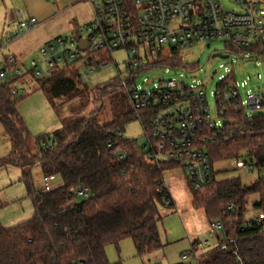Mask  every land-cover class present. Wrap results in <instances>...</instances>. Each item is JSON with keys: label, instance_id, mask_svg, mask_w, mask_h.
Returning <instances> with one entry per match:
<instances>
[{"label": "trees", "instance_id": "obj_1", "mask_svg": "<svg viewBox=\"0 0 264 264\" xmlns=\"http://www.w3.org/2000/svg\"><path fill=\"white\" fill-rule=\"evenodd\" d=\"M263 47L264 44L257 45L264 56ZM96 56L102 64L113 62L109 55ZM76 63L59 68L49 79H37L52 105L55 98L86 88L83 76L72 68ZM159 65L188 70L180 57L161 61ZM85 66L93 65L85 63ZM18 81L0 83V124L11 142V153L0 161V168L11 166L22 170V181L35 213L11 229L0 222V264H111L106 248L110 245L119 248L126 239L133 240L139 256L162 248L158 224L165 205L157 182L165 172L178 166L152 163L142 146L124 138L126 126L137 120V113L132 108L123 110L102 123L101 104L89 115L40 136L35 141L38 151L31 154V134L17 108L25 96L12 94ZM119 88L122 89L118 80L98 87L93 90L95 101L102 103ZM139 115L150 133L148 115L144 112ZM227 118L233 124L227 123L224 134L208 146L211 162L214 165L247 155L256 163L258 177L252 185L245 186L239 178L218 180L214 170L207 186L200 191L192 190V204L204 210L210 224L216 221L223 224L226 237L236 239L231 248L238 250L244 264H264V174L261 173L264 115L252 117V125L240 122V115L234 111ZM49 141L51 149L47 147ZM37 165L44 177L58 179L61 186L48 193L35 190L30 180ZM85 189L91 194L88 199L78 196ZM253 195L259 196L255 208L263 220L245 219L246 206ZM173 206L174 203L170 207ZM199 264L239 263L233 254L214 247L200 256Z\"/></svg>", "mask_w": 264, "mask_h": 264}, {"label": "built area", "instance_id": "obj_2", "mask_svg": "<svg viewBox=\"0 0 264 264\" xmlns=\"http://www.w3.org/2000/svg\"><path fill=\"white\" fill-rule=\"evenodd\" d=\"M89 3L94 20L76 29L71 35L58 37L39 50V59L30 63L31 76L38 80L49 79L59 68L87 59L89 72L83 80L89 81L94 69H104L97 54L111 56L116 51L127 55L126 76L119 79L128 96L131 108L144 131L142 151L152 163H171L183 168L193 191H200L212 180L214 165L208 146L223 135L229 112L240 115V122L253 123V115L264 110V94L255 93L243 102L239 85L227 70L219 78L215 93V113L212 114L204 82L188 84L186 80L171 79L154 83L151 90L138 84L141 74L166 68L161 61L180 57L198 44L221 41L224 47L239 56H247L254 45L264 44V0H229L236 10H226L221 0H79ZM16 30L7 34L6 42L13 43L36 30L40 23L26 12H14ZM86 43V47L82 46ZM254 44V45H253ZM3 45L0 44V52ZM264 52V47L261 49ZM113 59V57H112ZM114 61V60H113ZM27 69L14 55L0 61V83L27 75ZM149 81L146 80V84ZM243 85H246L244 83ZM26 89L12 88L19 97ZM148 115L146 128L139 113ZM253 114V115H252ZM250 120V121H248ZM49 149L52 143H47ZM124 158V156H121ZM236 161V169L257 171L251 158ZM264 174V168L262 172ZM165 206H171L172 197L164 176L157 182ZM61 186V181L44 177L42 192H51ZM90 192L80 190L78 196L88 199ZM210 238L217 242L220 251L233 254L239 264H244L238 250L232 245L236 239L227 238L223 224L216 221ZM182 264H199L197 252L182 256Z\"/></svg>", "mask_w": 264, "mask_h": 264}, {"label": "rangeland", "instance_id": "obj_3", "mask_svg": "<svg viewBox=\"0 0 264 264\" xmlns=\"http://www.w3.org/2000/svg\"><path fill=\"white\" fill-rule=\"evenodd\" d=\"M226 10H236L237 7L229 0H221ZM68 0H0V29L4 28L5 20L15 11L21 10L34 17L40 26L16 41L14 46L22 44L24 52V64L27 75L13 86L17 89H26L25 96L17 105L21 117L26 122L31 138V154H36L38 146L35 143L42 135L52 134L62 126L69 125L81 117L89 115L96 108L103 106L101 122L111 120L114 114L131 109L129 99L122 89H117L102 103L95 101L93 90L119 81L126 76L127 55L122 51L113 53V62L104 69H94L89 75V81L85 82L86 88H79L78 92L62 98H55L53 105L41 90L37 79L31 76L30 63L38 60L39 50L48 39L57 36H68L79 27L94 20L91 5L85 1L76 0L73 7H69ZM13 24L7 31L9 34L16 30ZM7 36V35H6ZM2 31H0V40ZM254 45V44H253ZM13 46V47H14ZM243 57L229 53L221 41L206 42L196 45L191 51L181 54L184 67L157 68L140 75L138 84L146 90H151L154 83L171 79L186 80L188 84L204 82L206 85L207 99L211 112H215V93L219 84V78L226 75L227 70L233 74L239 85V91L243 102L255 93L264 94V56L260 54L257 45ZM6 49L0 52L7 54ZM215 53L229 56L228 59H213ZM87 59H83L72 66L75 73L83 76L89 72L85 66ZM71 74L68 73V75ZM149 81V85L146 84ZM246 83V85H243ZM253 115V114H252ZM264 115V110L253 117ZM124 138L136 141L140 146L145 143L144 131L138 120L130 122L124 132ZM11 153L10 137L0 124V161ZM242 161H249L247 155L241 157ZM217 179L239 178L245 186L252 185L258 177L257 171L247 173L246 169H236L235 160L219 161L214 164ZM22 170L16 167L0 168V222L6 229H11L34 216V205L27 196L28 191L22 181ZM164 179L178 193V207L163 206L161 208L162 219L158 224L162 248L143 256L136 252L132 239L122 241L119 248L110 245L106 248V254L111 264H182V256L197 252L199 256L204 254L211 246H217V242L210 238L212 226L205 217L204 210L194 208L192 187L190 180L183 168L164 173ZM31 183L35 190L44 188V176L39 165L35 166L31 173ZM176 187V188H175ZM259 201L258 195L250 197L246 206L245 219L253 221L262 219L261 212L255 208ZM213 248V247H212ZM206 251V250H205Z\"/></svg>", "mask_w": 264, "mask_h": 264}, {"label": "crops", "instance_id": "obj_4", "mask_svg": "<svg viewBox=\"0 0 264 264\" xmlns=\"http://www.w3.org/2000/svg\"><path fill=\"white\" fill-rule=\"evenodd\" d=\"M4 1V3H5V0H3ZM64 0H61V2H63ZM68 3H69V7H73L75 4H76V0H68ZM13 24H15L16 25V21H15V17H14V14H12V15H10V16H8L7 18H6V20H5V25H4V28H1L0 29V31H2V38H1V40H0V44L1 45H3V49L2 50H4V49H6V50H8L7 51V54L5 53H3V54H1L0 55V61L5 57V56H7V55H14V56H16L17 58H18V60L22 63V65L24 64V57H23V55H24V52L21 50V47H22V44H18L17 46H14V44L16 43V41L15 42H13V43H7L6 42V36L5 35H7V34H9L7 31H10L11 29H8L7 30V27H11V25H13ZM30 34V33H29ZM72 34V33H71ZM70 34V35H71ZM27 35V34H26ZM26 35H24V36H26ZM24 36H22L21 38H23ZM69 36V35H68ZM58 37H64V36H57V37H55V38H52V39H48L46 42H45V44H47L48 42H50V41H53L54 39H56V38H58ZM66 37V36H65ZM20 38V39H21ZM18 41V40H17ZM44 44V45H45ZM14 46V47H13ZM175 169V168H174ZM174 169H172V170H174ZM171 171V170H170ZM166 182V185H167V187H168V191H169V193H170V195H171V197H172V200H173V203H174V206H173V208H177L178 207V202H179V200H178V198H179V196H178V193H177V191L174 189V188H171L170 187V185L167 183V181H165ZM176 188V187H175ZM206 217V216H205ZM207 219V218H206ZM207 221H208V219H207ZM208 223H209V226H210V222L208 221ZM214 247H216L215 245L214 246H211L210 247V249L209 250H211V249H213ZM206 250V251H205ZM209 250H207V247L206 248H204L203 249V252H204V254L206 253V252H208Z\"/></svg>", "mask_w": 264, "mask_h": 264}, {"label": "water", "instance_id": "obj_5", "mask_svg": "<svg viewBox=\"0 0 264 264\" xmlns=\"http://www.w3.org/2000/svg\"><path fill=\"white\" fill-rule=\"evenodd\" d=\"M82 46L83 47H86V43H82ZM213 59H223V60H226L229 58V56L227 55H222L220 53H215L213 56H212ZM81 205V203L79 204V206Z\"/></svg>", "mask_w": 264, "mask_h": 264}]
</instances>
